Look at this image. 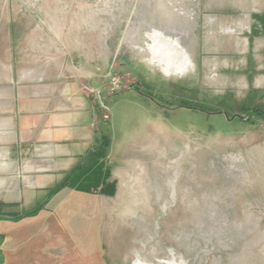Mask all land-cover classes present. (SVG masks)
I'll list each match as a JSON object with an SVG mask.
<instances>
[{
  "label": "rangeland",
  "instance_id": "rangeland-1",
  "mask_svg": "<svg viewBox=\"0 0 264 264\" xmlns=\"http://www.w3.org/2000/svg\"><path fill=\"white\" fill-rule=\"evenodd\" d=\"M0 18L69 31L84 58L100 39L107 64L84 88L97 154L0 211V264H264V0H0Z\"/></svg>",
  "mask_w": 264,
  "mask_h": 264
},
{
  "label": "crops",
  "instance_id": "crops-1",
  "mask_svg": "<svg viewBox=\"0 0 264 264\" xmlns=\"http://www.w3.org/2000/svg\"><path fill=\"white\" fill-rule=\"evenodd\" d=\"M21 22L0 18V211L11 213L80 176L97 154L101 117L84 88L99 86L107 65L97 60L100 39L84 58L69 31L21 30ZM49 34L52 41L43 42Z\"/></svg>",
  "mask_w": 264,
  "mask_h": 264
},
{
  "label": "built area",
  "instance_id": "built-area-1",
  "mask_svg": "<svg viewBox=\"0 0 264 264\" xmlns=\"http://www.w3.org/2000/svg\"><path fill=\"white\" fill-rule=\"evenodd\" d=\"M120 79L113 76L111 78V87H110V93H113L114 91L118 90L120 88ZM92 92V91H91ZM99 95V94H98ZM102 108V119L107 120L108 119V114L105 113L106 107L104 105L101 106Z\"/></svg>",
  "mask_w": 264,
  "mask_h": 264
},
{
  "label": "trees",
  "instance_id": "trees-1",
  "mask_svg": "<svg viewBox=\"0 0 264 264\" xmlns=\"http://www.w3.org/2000/svg\"><path fill=\"white\" fill-rule=\"evenodd\" d=\"M253 111H255V113L259 116H264L263 111L257 110V109H253Z\"/></svg>",
  "mask_w": 264,
  "mask_h": 264
}]
</instances>
